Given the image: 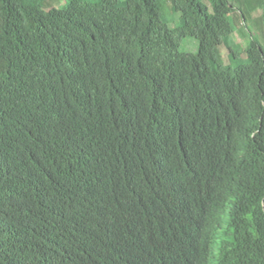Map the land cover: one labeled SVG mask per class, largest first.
I'll return each mask as SVG.
<instances>
[{"label":"trees","instance_id":"16d2710c","mask_svg":"<svg viewBox=\"0 0 264 264\" xmlns=\"http://www.w3.org/2000/svg\"><path fill=\"white\" fill-rule=\"evenodd\" d=\"M55 2L0 0V264H264V0Z\"/></svg>","mask_w":264,"mask_h":264},{"label":"rangeland","instance_id":"374dc122","mask_svg":"<svg viewBox=\"0 0 264 264\" xmlns=\"http://www.w3.org/2000/svg\"><path fill=\"white\" fill-rule=\"evenodd\" d=\"M62 1L63 0H56V2L54 4L57 5L58 3L62 2ZM163 5H164V10H165V2H163ZM166 13L169 16V18H167V20H168V25L170 27H173L179 23L178 14H175L177 16V19L172 20L169 12H166ZM236 14H237V12H236ZM236 14L235 13L233 14V18L235 21L232 19V23H233V26L235 27V29L237 27L238 30H236L234 32V34L232 36L233 40L236 43L241 44L242 46L245 47L248 40L251 37H253V38L258 39L262 43V45L264 46V23H263L264 22V8H258L251 13V17H249V19H248V26L247 27L243 24L241 18L236 16ZM247 35H248V38H247ZM197 47H198L197 39H195L193 37H185L179 43V50L182 52H195L197 50ZM244 47H242V48H244ZM227 51L228 50L225 47L221 48V53L223 54V58L225 60L224 61L225 63H227L226 56H225ZM245 57H246L245 54H243V53L239 54L240 59H245Z\"/></svg>","mask_w":264,"mask_h":264},{"label":"clouds","instance_id":"9594fccd","mask_svg":"<svg viewBox=\"0 0 264 264\" xmlns=\"http://www.w3.org/2000/svg\"><path fill=\"white\" fill-rule=\"evenodd\" d=\"M231 16H232V18H233V15H231ZM241 20H242V19H241ZM242 22H243V21H242ZM263 23H264V22H263ZM243 24H244V22H243ZM261 24H262V23H261ZM244 25H245V24H244ZM245 26H246V27L248 26V20H247ZM236 30H238L237 27H236L235 31H236ZM235 31H234V32H235ZM233 34H234V33H233ZM247 38H248V35H247ZM234 42H235V41H234ZM239 45H241V44H239ZM241 46H242V45H241ZM245 46H246V45H245ZM242 47H244V46H242ZM223 60H224V58H223ZM224 61H225V60H224ZM226 61H227V57H226ZM10 167H11L10 164H4V165L0 166V173H3V174H5V175H7V174H8V171L10 170ZM15 222H16L17 224H19V225H23V223H21L20 221H16V220H15ZM0 233H1L2 235L5 236V234H4L3 232L0 231ZM13 235H14V233H13V234H8V235H6L5 237L8 238V240L11 242ZM4 240H5V238H4ZM34 241H35V239H34V240H30V241L25 240V245L22 246V247H20V248L28 247V248L30 249V248L34 245ZM10 244H11V246H12L11 249H13V247H16V246H14V245L12 244V242H11ZM11 249H10V250H11ZM30 254H31V253H30ZM27 255H28V254H26V255H22V256H13V255H11V254L9 253V250H8L5 256L2 255V264H8V262H10V264H26L25 261H26ZM5 259H6V260H5ZM4 260L6 261V263L3 262Z\"/></svg>","mask_w":264,"mask_h":264}]
</instances>
